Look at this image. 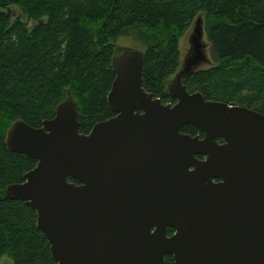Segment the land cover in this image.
Masks as SVG:
<instances>
[{
    "label": "water",
    "instance_id": "obj_1",
    "mask_svg": "<svg viewBox=\"0 0 264 264\" xmlns=\"http://www.w3.org/2000/svg\"><path fill=\"white\" fill-rule=\"evenodd\" d=\"M199 21L167 86L175 105L143 89L144 53L120 48L113 118L81 134L69 96L41 128H8L7 150L36 166L3 195L36 212L55 264H264V116L187 91L209 62Z\"/></svg>",
    "mask_w": 264,
    "mask_h": 264
},
{
    "label": "trees",
    "instance_id": "obj_2",
    "mask_svg": "<svg viewBox=\"0 0 264 264\" xmlns=\"http://www.w3.org/2000/svg\"><path fill=\"white\" fill-rule=\"evenodd\" d=\"M200 14L215 63L188 77L187 91L264 116V0H0V261L55 264L36 212L3 195L36 166L7 150L8 128L19 120L41 128L67 91L78 103L81 134L113 118V43L128 31L145 48L143 89L175 105L168 79L180 67L179 39ZM182 133L203 138L192 126ZM164 261L173 264L170 256Z\"/></svg>",
    "mask_w": 264,
    "mask_h": 264
},
{
    "label": "rangeland",
    "instance_id": "obj_3",
    "mask_svg": "<svg viewBox=\"0 0 264 264\" xmlns=\"http://www.w3.org/2000/svg\"><path fill=\"white\" fill-rule=\"evenodd\" d=\"M19 16V15H18ZM18 16H12V20H15ZM197 20H200L199 22L202 25V29H203V38L202 41L206 46V56L208 59V63L203 64L199 71L202 70H206L209 69L211 67H213L214 65V59L211 55V51H210V45L207 39V35L205 33V14H200L193 22V24L190 26V28L185 31L182 36L179 39V43H178V48H179V53H180V65L182 64V62L184 61V59L187 57L190 48H191V44H190V40H191V36L193 34V28L195 27V23ZM139 33L137 31H128V33L124 36H121L120 38L117 39L116 42L113 43L114 46V51L120 48H130V49H135V50H139L142 51L144 53V49L142 44L139 42ZM114 53V52H113ZM174 76L170 77L168 79V84L173 80ZM167 84V86H168ZM72 97V99L74 100V102L76 103L77 107H78V103L75 100V98L73 97L72 93L67 91L66 93V99L68 97ZM4 192V191H3ZM0 264H13V262L7 258V257H3L0 261Z\"/></svg>",
    "mask_w": 264,
    "mask_h": 264
}]
</instances>
